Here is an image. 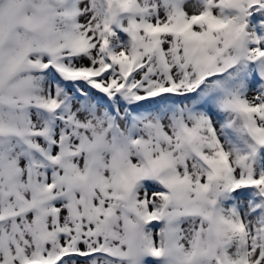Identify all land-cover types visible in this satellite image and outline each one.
Wrapping results in <instances>:
<instances>
[{
	"label": "snow or ice",
	"instance_id": "snow-or-ice-1",
	"mask_svg": "<svg viewBox=\"0 0 264 264\" xmlns=\"http://www.w3.org/2000/svg\"><path fill=\"white\" fill-rule=\"evenodd\" d=\"M0 264H264V0H0Z\"/></svg>",
	"mask_w": 264,
	"mask_h": 264
}]
</instances>
